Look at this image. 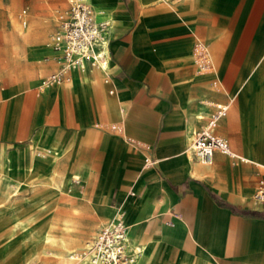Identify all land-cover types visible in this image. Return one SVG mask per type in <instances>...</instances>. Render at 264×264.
Returning <instances> with one entry per match:
<instances>
[{
  "label": "crops",
  "instance_id": "crops-1",
  "mask_svg": "<svg viewBox=\"0 0 264 264\" xmlns=\"http://www.w3.org/2000/svg\"><path fill=\"white\" fill-rule=\"evenodd\" d=\"M95 1L88 0L97 20L110 23L108 72L88 65L46 86L61 65L50 41L69 4L0 0V34L11 28L8 8L24 2V35L0 37L5 171L20 176L18 159L52 145L56 159L44 161L58 181L70 175L72 192L54 197L87 224V243L121 207L139 264H264V218L246 213L264 212L253 198L264 178V132L260 149L253 140L244 148L238 116V107L252 116L240 93L264 77V0ZM70 72L92 80L88 96L70 86ZM217 103L231 114L216 134L247 162L215 152L205 165L187 151ZM261 127L252 124L254 132ZM146 154L154 167L143 166ZM210 192L244 212L218 205Z\"/></svg>",
  "mask_w": 264,
  "mask_h": 264
},
{
  "label": "built area",
  "instance_id": "built-area-1",
  "mask_svg": "<svg viewBox=\"0 0 264 264\" xmlns=\"http://www.w3.org/2000/svg\"><path fill=\"white\" fill-rule=\"evenodd\" d=\"M68 4L60 29L50 41V46L60 54L61 65L56 72L44 78L46 86L62 81L71 69L84 72L88 65L94 64L106 69L110 60L109 21L97 20L88 0H68ZM228 109V104H215L204 123L192 131L187 151L194 159L210 163L213 154L219 152L234 161H248L232 151L227 140L216 134L219 121L227 115ZM156 163L149 154L144 156V167H154ZM129 194L134 196L132 191ZM253 198L264 204L263 181L259 182ZM124 216V210L118 207L114 217L103 224L89 241L87 255L91 264H132L137 258L141 251L130 242Z\"/></svg>",
  "mask_w": 264,
  "mask_h": 264
},
{
  "label": "rangeland",
  "instance_id": "rangeland-1",
  "mask_svg": "<svg viewBox=\"0 0 264 264\" xmlns=\"http://www.w3.org/2000/svg\"><path fill=\"white\" fill-rule=\"evenodd\" d=\"M91 1L93 2L94 0ZM65 2L68 7L67 0H65ZM22 10H24V2L22 5L15 8H8L7 15L11 28L8 31L6 30L7 32L4 31L3 28L0 37L14 38L20 35H24V15H21L19 17ZM83 74L87 75L86 73H81L80 76ZM76 75L77 73L70 72V86H75L78 82V84H80L82 87L84 95L88 96L87 88L90 86L92 80L90 79L88 84H84L81 81H77L74 84H71L70 80H72V78ZM98 75L101 77L105 76L103 73H98ZM249 84L251 83L249 82ZM244 85H246V83H244ZM254 88L255 90L252 92L246 91L244 89L240 93V96L244 95L242 97V101L250 105V107L252 108L251 113H253L252 116L249 117L248 115H245L243 110H241L240 108L239 119L242 123V126L249 123V118L252 119L251 121L253 122H264L263 76L260 77L259 84ZM263 132L264 127H261L259 132L257 133L258 135H253L254 137L252 139V143H258ZM226 140L230 144L227 138ZM48 147V145L38 147L37 151L34 154H42L45 160L50 158L52 159L54 154L48 150ZM242 153H246V151H243ZM31 154L33 153L25 154L23 157L18 159V166L23 168L22 172H20V176H18L19 178L15 175L10 174L13 177V182H20L21 186L18 187L16 193H10L11 198L9 203H11L10 209L14 211L13 214H11L10 212H0V264H67L66 262H63L62 257L66 256L67 251H69L70 249L77 250L79 256L84 253L85 250L83 248L88 244L87 241L90 238L84 236V234L82 235L83 231L87 228V224L85 222L78 224V222L75 221L76 218L73 217V215L69 214L68 209L60 205L59 199L57 197H51V195L48 194L50 191H48L47 189L40 190V192L42 191V194L45 195L47 201L43 206L38 205L39 203L34 196L31 184L36 176L34 172L28 171V169L33 168L36 164L39 169L44 170L47 168V165L43 161H36L35 159L31 160ZM261 161L264 163V157L261 159ZM259 168L261 170H264V167L262 166H259ZM66 196L69 197V195ZM1 206L3 205H1L0 203V207ZM65 213L67 216L65 215ZM29 215L35 216L34 220L28 222V225L32 229L40 228L45 224V222L48 221V219H50V222H53L52 224L54 225V234L57 236H62V238L68 242H66L65 244H62L59 241L55 242L54 244L44 243L42 241L34 243V240L29 239L26 232H24V223L22 228L15 226L16 221L19 218H23L24 222V218ZM59 217L63 220H61ZM71 238L78 241L82 248L77 247L76 243L72 242ZM76 262V260H72V262L69 264H76ZM136 264L138 263L136 262Z\"/></svg>",
  "mask_w": 264,
  "mask_h": 264
},
{
  "label": "bare ground",
  "instance_id": "bare-ground-1",
  "mask_svg": "<svg viewBox=\"0 0 264 264\" xmlns=\"http://www.w3.org/2000/svg\"><path fill=\"white\" fill-rule=\"evenodd\" d=\"M90 2V0H89ZM90 4H93L92 6L96 7L99 4L95 1V2H90ZM110 8V6L108 7ZM101 9V8H99ZM97 10V9H96ZM110 13V12H109ZM99 14V13H98ZM108 15V14H107ZM113 15V14H112ZM107 17V16H106ZM108 18V17H107ZM111 21V20H110ZM93 69L94 70H102L105 72H108L109 67H107L106 69H102L99 65L94 64L93 65ZM70 71H76L75 69H71ZM76 73V72H75ZM83 80L84 82H88L89 81V77L87 75H81L78 78V75L74 76L72 78L71 84H74L77 81H81ZM78 83V82H77ZM244 95H241V101H242V97ZM236 101V100H234ZM233 104V103H232ZM235 105V104H233ZM236 106V105H235ZM230 107V106H229ZM192 108V107H190ZM231 108V107H230ZM229 108V109H230ZM239 108V113L238 116L240 115V107ZM237 109V107H236ZM235 109V110H236ZM231 110V109H230ZM229 110V111H230ZM228 111V112H229ZM230 113V112H229ZM231 114V113H230ZM236 115V114H235ZM228 116V115H227ZM226 116V117H227ZM230 117V116H229ZM252 119L249 118V123L247 125L243 126V133H244V137H241L242 140V144L243 147L245 148V146L247 145V142L253 139V135L257 134V132H254L252 129V124L253 121H251ZM223 122V121H222ZM232 122V121H230ZM234 122V121H233ZM224 123V122H223ZM226 125V124H225ZM224 125V127H225ZM232 125V124H231ZM234 127V126H233ZM234 129V128H233ZM237 129V127H236ZM226 130V129H225ZM228 131V130H227ZM237 131V130H236ZM240 131V130H238ZM233 132V131H232ZM240 134V133H239ZM52 138V137H51ZM241 144V143H240ZM256 145H258V148L260 149L259 146V142L258 143H254ZM48 150L53 153V158L50 160H54L56 159V154L54 152V147L52 145H48ZM258 149V150H259ZM244 151L247 152V150L244 149ZM237 155L240 154L237 151L235 152ZM188 155H190L188 153ZM218 155V154H217ZM188 157V156H187ZM31 160H36V161H43L44 160V156H42V154H31L30 155ZM8 152L4 149L1 148L0 149V203L1 206L0 207V212H10L11 214H13V210L10 209L11 207V203H9L11 195L10 193H16L18 187H20V182L18 183H14L13 182V177L10 175L9 172L5 171L4 167L5 164L8 160ZM190 159V158H188ZM194 161V160H193ZM217 163V162H216ZM205 165H209L210 163H204ZM30 168V167H28ZM28 171H32L35 173L36 178L31 182L32 184V190L34 192V196L36 197V200L38 201V205L43 206L45 204V202L47 201L45 198V195L42 194V191L40 192V190L43 189H47L48 191H50L48 194L51 195V197H54L56 195H72L71 192V177L67 172H62L60 175V179L58 181L57 177H58V171L56 169H49L48 167L44 170L39 169V167H37V165L35 164V166L31 169H28ZM194 172V171H193ZM193 174V173H192ZM208 176V174H206ZM213 176V175H212ZM73 177V176H72ZM213 178V177H211ZM210 180V179H209ZM263 182H264V178H263ZM217 185V184H216ZM226 187V186H225ZM232 187V186H231ZM45 193V192H44ZM233 194V193H232ZM228 196V195H227ZM232 199V198H231ZM99 209V207H98ZM67 211V210H66ZM71 211V210H70ZM73 211V210H72ZM55 212V210H54ZM68 212V211H67ZM71 213V212H70ZM57 214V213H56ZM62 215V214H61ZM66 215V213H65ZM71 215V214H70ZM67 216V215H66ZM64 216V217H66ZM69 217V216H68ZM74 217V216H73ZM54 218V217H53ZM52 218V219H53ZM60 218V217H59ZM35 219L34 215H29L27 217L24 218V222H23V218H19L16 221L15 226L18 227H23V223H24V232H26L27 237L29 239L34 240V243L42 241L44 243H49V244H54L55 242H61L62 244H65L66 241L65 239L62 238V236H57L54 234L53 229H54V225L52 224L53 222H50V219H48L47 222H45V224L43 226H41L40 228L37 229H32L29 225L28 222L32 221ZM61 219V218H60ZM70 219V218H68ZM58 220V219H57ZM63 220V219H61ZM66 220V219H65ZM73 220V219H72ZM52 221V220H51ZM76 221V220H75ZM74 221V223H75ZM72 223V222H71ZM67 224V223H66ZM70 224V223H68ZM62 225V224H61ZM72 226V224H71ZM74 226V225H73ZM68 229V228H67ZM67 239V238H66ZM72 239V238H71ZM70 241V240H69ZM72 242H75L77 247L82 248V246L76 241L72 239ZM85 251L83 254H81L79 256V254L77 253V250H73L70 249L69 251H67V255L62 257L63 262H66L67 264L71 263L72 260H76V264H91L89 257L87 255L88 253V245H85V247L83 248ZM60 259V258H59ZM61 260V262H62ZM60 261V260H59ZM141 261V252L138 254L137 258L134 260V262L132 264H136V262L139 264ZM75 263V262H74ZM62 264V263H61Z\"/></svg>",
  "mask_w": 264,
  "mask_h": 264
},
{
  "label": "trees",
  "instance_id": "trees-1",
  "mask_svg": "<svg viewBox=\"0 0 264 264\" xmlns=\"http://www.w3.org/2000/svg\"><path fill=\"white\" fill-rule=\"evenodd\" d=\"M210 194L214 198V200L217 202L218 205L223 206V207H227L230 210H232L233 212H237V213L244 212V210H237L233 205L227 203L226 201H223L216 194H214L212 192H210ZM246 213L248 215L258 216V217H263L264 218V212H259V211H246Z\"/></svg>",
  "mask_w": 264,
  "mask_h": 264
}]
</instances>
